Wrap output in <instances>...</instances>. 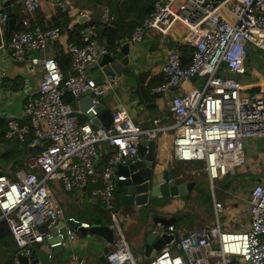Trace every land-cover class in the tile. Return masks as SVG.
<instances>
[{"label": "built area", "instance_id": "1", "mask_svg": "<svg viewBox=\"0 0 264 264\" xmlns=\"http://www.w3.org/2000/svg\"><path fill=\"white\" fill-rule=\"evenodd\" d=\"M22 1L25 28L13 31L9 56L39 65L41 80L38 90L27 96L23 115L6 118L5 137L26 144L28 151L25 167L12 174L0 170V222L7 220L16 246L15 257L8 264H22L19 256H30L34 245L47 250L52 258L53 248L77 240L76 230L62 231L60 222L66 217L51 191V180L60 181L68 192L90 194L102 201L110 211L115 232L107 255L109 263L138 264L115 210V194L127 179L119 166L140 158L142 135L158 139L172 129L177 132L173 158L201 162L213 190L216 180L246 164V139L264 137V96L247 94L234 75L247 73L250 46L264 51V0H155L151 16L136 27L128 41L140 43L146 29L167 35L177 23L187 28L184 40L194 47L191 62L184 65L181 51L170 50L161 66L166 80L153 88L157 93L174 91L171 113L175 122L163 125L158 117L153 126L143 127L121 107L114 110L109 128L96 129L91 120L72 115V103L65 96L71 94L78 101L90 95L92 105L86 113L96 116L100 98L116 83L96 80L88 68L104 54L116 55L123 42L111 48L98 38H87L84 45L66 41L65 52L71 62L65 73L56 56L30 55L63 42L64 32L58 26L31 27L43 0ZM114 18L105 8L101 21ZM7 21L0 12L3 42ZM61 54L58 49L57 55ZM6 74L0 60V80ZM103 143L112 150L98 167ZM37 148L41 150L34 153L32 149ZM247 200L251 215L247 228L223 229L219 222L223 205L214 197L217 224L177 236L147 264H264V183H255ZM67 219L80 228L91 227L76 216ZM171 231L175 233L176 228Z\"/></svg>", "mask_w": 264, "mask_h": 264}, {"label": "crops", "instance_id": "2", "mask_svg": "<svg viewBox=\"0 0 264 264\" xmlns=\"http://www.w3.org/2000/svg\"><path fill=\"white\" fill-rule=\"evenodd\" d=\"M16 6V15H20V21L17 20L15 29L21 30L25 28L21 23L25 16L23 12L24 2L18 0ZM60 8H69L68 18L71 20V26L73 28L77 27L83 36L81 42L86 41L87 38H98L97 31L100 30L98 29L99 26L102 28L100 20L106 5H97L94 0H43L35 14L40 18H44L47 24H53V18L59 14ZM81 14L93 18L95 20L94 24L88 26L84 23L78 24ZM32 19L30 26L38 25L37 23L34 24ZM182 25L177 23L167 35H162L152 29H146L143 40L138 44H131L132 64L125 72L118 74L115 78L105 77L102 69H97L98 61L88 68V73L96 80H113L116 83L100 98L101 103L106 108L114 111L124 107L131 114L135 123L143 127L153 126V119L158 117L162 118L163 125H171L175 122L171 113V99L174 91L157 93L152 88L159 84L158 82L162 76L161 66L165 62L168 52L172 49L179 50L182 45H189L184 40L187 28ZM182 27L184 33L181 31ZM8 28L9 23L7 21V30L3 39L5 42L0 39V60L7 69V74L0 80V170L12 174L17 169L25 167L28 151L21 146L18 140L8 139L2 135V132L8 129L6 120L8 116L23 115L27 96L39 88L41 70L39 65L32 64L29 59L25 61L24 65L16 64L11 60L8 47L10 39L6 34L9 32ZM63 35V42L48 45L44 52L31 51L30 55L55 57L58 49L61 50L62 54H65L64 44L66 41L71 40L68 31H64ZM257 52L258 56L256 58L252 59L251 56L247 58V73L234 75V77L242 84L247 94L264 96V51L258 49ZM224 74L229 75L225 70ZM79 104L78 100V107ZM176 134V130L172 129L165 136L160 134L159 138L156 139L158 141L157 157L165 163L163 169L167 170L174 167L179 174L186 175V179L198 180V178H203L208 180L210 184L206 172L202 170L203 164L201 162H186L173 158V139ZM100 148L101 153L97 160L98 167L104 164L108 153L112 150V147L107 143L101 144ZM245 153L246 164L238 167L223 179L216 180L214 190L210 184L215 217L208 224L201 226L196 221L195 229L217 224L218 217L215 211L214 197L223 205L219 216L221 213H226L227 217H234L233 222L227 221L224 224L227 229L222 226L221 217L219 218L223 229L240 230L249 226L250 206L247 197L255 183H264V137L247 138ZM20 161L23 162L22 165L18 164ZM217 181H222V184H217ZM49 185L58 203L63 208L66 219L70 216H76L82 220L93 222L96 218L102 217V224L112 225L110 211L106 209L102 201H95L90 194L80 196L75 192H68L64 189L62 183L57 180L49 181ZM116 193L118 196L116 198L115 194V205L118 208L119 219L132 252L138 264H147L152 258L145 257L141 250L138 252L133 250V247L137 248L138 245L137 224L135 222L132 226L127 220L128 214L124 212L125 208L120 203L121 188ZM170 214L174 215V212ZM178 228H181L178 236L181 237L186 231L183 226ZM76 234L78 236L76 241L52 249V264H71L74 261L87 264L89 257L99 256L104 248L109 245L102 236L79 232L78 230H76ZM12 238L11 234L0 237V244L6 250V256L10 261L15 257L16 250L15 245L11 243ZM38 247L39 245H34L33 248ZM173 251L178 252L179 250L173 248Z\"/></svg>", "mask_w": 264, "mask_h": 264}, {"label": "water", "instance_id": "3", "mask_svg": "<svg viewBox=\"0 0 264 264\" xmlns=\"http://www.w3.org/2000/svg\"><path fill=\"white\" fill-rule=\"evenodd\" d=\"M17 1L0 0V12L8 18L9 33L15 30L17 24ZM94 22L93 18L82 15L77 23L88 26L93 25ZM98 29H101V26ZM131 50V43L124 42L116 55H102L98 60L97 69L101 68L105 77L115 78L132 64ZM13 62L19 65L25 64L24 60H13ZM79 103L78 107L76 101L72 102L74 109L72 115H76L79 120H91L94 129L99 126L109 128L112 125L114 112L112 109L100 103L96 106L97 115L95 116L93 113H86L92 105L90 95L82 97ZM157 149L156 139H148L147 136L142 135L139 144L140 158L119 166V171L127 176V179L120 183V203L125 208L124 212L128 214L129 224L132 226L135 222L137 224L139 236L135 251L141 250L142 254L148 258H154L166 244L171 243L179 235L181 229L178 228L179 226H183L185 231L195 229L193 219L182 221L183 223L179 225V218L167 213L164 200L191 194L197 187L198 180L186 179V175L179 174L174 167L164 170L165 163L158 159ZM94 200L98 199L94 198ZM60 226L64 233H67L68 228L104 237L109 245L99 256L89 257L87 264H110L107 255L111 243L114 242L115 232L110 224H102V217L91 222L89 229L78 227L79 224L71 219L61 221ZM171 227L176 228L175 233L171 231ZM8 234H11L9 224L6 219H3L0 222V237ZM49 255L47 250L38 247L33 248L30 256L20 255L19 258L22 264H52V258ZM9 261L6 250L0 244V264H8Z\"/></svg>", "mask_w": 264, "mask_h": 264}, {"label": "trees", "instance_id": "4", "mask_svg": "<svg viewBox=\"0 0 264 264\" xmlns=\"http://www.w3.org/2000/svg\"><path fill=\"white\" fill-rule=\"evenodd\" d=\"M94 2L97 5H106V8H109L110 10L111 15L115 16L114 19H110L107 22H102L100 20V23L102 24V28L97 31L98 39L106 42L107 45L111 48H116L119 45H121L122 42L129 40L133 32L135 31L136 27L142 24L146 19H148L151 16L155 5V0H94ZM68 15H69V8L67 9L60 8L59 14L53 18V24L52 23L47 24V22H45L46 20L44 18H40L39 16H37V14H35L34 18L32 19V22H34V24L37 23L42 28L58 26L62 29L63 32L64 31L69 32L71 42L72 41L78 42L80 43L79 45L86 44L87 40L86 41L83 40V42H81L83 36L78 31V28L77 27L73 28L71 26L70 23L71 20L70 18H68ZM19 18L20 15H18V20ZM13 33L14 32L11 33L7 32L6 33L7 37L10 39ZM179 50L182 53L183 64L188 65L191 62V54L194 50V47L191 45H182L180 46ZM56 58L59 60L60 64L64 69V72L66 73L70 67V62H71L70 54L65 53V54L57 55ZM161 75H162L161 79L158 82L159 84L163 83L166 80L165 75L163 73ZM65 99L70 103H72L75 100V98H73L71 94H67L65 96ZM6 132L7 130H3L2 135L5 136ZM21 146L24 149H26V144L21 143ZM40 150L41 148L32 149L34 153H39ZM18 164L22 165L23 162L20 161L18 162ZM115 203H116V199H115ZM115 210L117 211L116 205H115ZM11 243L12 245H15V241L13 238Z\"/></svg>", "mask_w": 264, "mask_h": 264}, {"label": "rangeland", "instance_id": "5", "mask_svg": "<svg viewBox=\"0 0 264 264\" xmlns=\"http://www.w3.org/2000/svg\"><path fill=\"white\" fill-rule=\"evenodd\" d=\"M182 26L184 27V25ZM183 27L181 30L182 33H184ZM251 47L252 46H250L249 48V57L251 56V58L254 59L258 56V52L256 49H253V47L252 48ZM217 184H222V181H217ZM117 196L118 194L116 193V198ZM164 201H165V208L167 213L170 214L174 212V215L177 218H179V222H178L179 225L183 223L185 220L193 219L195 222L196 221L198 222L199 226H201L208 224L210 220L214 219L215 217L212 207L211 187L208 180L203 178H198V185L191 194L171 197ZM117 212L119 211L117 210ZM220 217H221L222 226L225 229L227 228L224 226V224L227 221L229 222L234 221V217L229 218L227 217L226 213H221ZM133 250L135 251L134 247Z\"/></svg>", "mask_w": 264, "mask_h": 264}, {"label": "clouds", "instance_id": "6", "mask_svg": "<svg viewBox=\"0 0 264 264\" xmlns=\"http://www.w3.org/2000/svg\"><path fill=\"white\" fill-rule=\"evenodd\" d=\"M14 31H15V30H14ZM127 41H128V40H127ZM124 42H126V41H124ZM124 42H123V43H124ZM121 46H122V45H121ZM120 48H121V47H120ZM19 61H20V60H19ZM21 61H23V60H21ZM24 61H25V60H24ZM120 187H121V186H120ZM119 190H120V189H119ZM103 204H104V203H103Z\"/></svg>", "mask_w": 264, "mask_h": 264}]
</instances>
